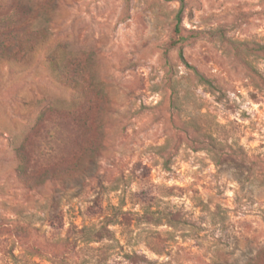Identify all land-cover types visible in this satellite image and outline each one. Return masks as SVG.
<instances>
[{
    "label": "rangeland",
    "instance_id": "1",
    "mask_svg": "<svg viewBox=\"0 0 264 264\" xmlns=\"http://www.w3.org/2000/svg\"><path fill=\"white\" fill-rule=\"evenodd\" d=\"M6 27L0 264H264V0H0Z\"/></svg>",
    "mask_w": 264,
    "mask_h": 264
},
{
    "label": "trees",
    "instance_id": "2",
    "mask_svg": "<svg viewBox=\"0 0 264 264\" xmlns=\"http://www.w3.org/2000/svg\"><path fill=\"white\" fill-rule=\"evenodd\" d=\"M180 12L178 13L177 17H176V20L177 22H179L180 20V16H179ZM10 28H16L17 30V27H14V26H10ZM176 30H178V27L175 28ZM10 34H15V37H17L18 33L15 32V33H12L8 30V28H3L1 29L0 28V60H3L6 58V55L5 52L9 47V45H14V48L19 44H20V40H16L15 38H10Z\"/></svg>",
    "mask_w": 264,
    "mask_h": 264
}]
</instances>
